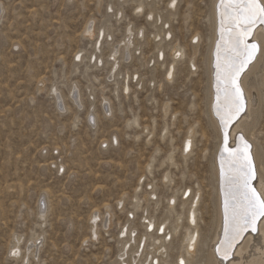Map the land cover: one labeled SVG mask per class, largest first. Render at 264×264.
<instances>
[{
  "label": "rangeland",
  "instance_id": "obj_1",
  "mask_svg": "<svg viewBox=\"0 0 264 264\" xmlns=\"http://www.w3.org/2000/svg\"><path fill=\"white\" fill-rule=\"evenodd\" d=\"M142 1L145 6L138 13L133 10L136 3L128 0H0V264L26 260L29 264H110L120 249L117 235L128 213H133L129 226L139 238L144 229L142 209L154 213L156 229L167 209L166 199L173 193L180 199L185 187L192 193L200 189L199 241L207 240L213 222L212 161L217 144L207 116L204 67L210 3L177 0L170 19L154 23L146 16L147 5L155 4L162 17L168 1ZM129 23L136 36L133 41L140 39L141 46L132 59L119 60L118 72L111 78V49L120 43ZM88 27L94 29L92 37L85 33ZM158 27L171 32L165 40L160 32L164 43L154 38ZM139 29L143 38L136 35ZM196 34L200 38L194 59L197 71L191 74L187 65ZM154 42L177 44L185 50L170 83L163 79L166 66L162 69L152 62ZM168 50L164 64L169 61ZM94 57L98 62L102 58L97 67ZM124 79L132 89L126 94ZM249 80L262 83L255 135L264 167V57ZM73 86L79 89L80 108L69 94ZM54 88L60 94L58 103ZM104 102L110 104V114L104 113ZM91 111L93 126L86 118ZM190 128L193 145L183 156L180 149ZM165 174L170 183L163 182ZM146 185L157 190L158 205L147 200ZM135 195L139 209H133ZM41 198L47 207L44 221L38 218ZM119 200L121 209L116 207ZM107 210L110 225L106 229L97 221L94 236L90 217L97 212L101 220ZM175 210L181 212V201ZM182 235L183 227L171 237L178 240L169 246V264H176L177 251L183 252ZM15 236L21 239L17 261L9 254ZM33 242H42L37 257L27 252ZM205 254L204 247L199 248L191 264Z\"/></svg>",
  "mask_w": 264,
  "mask_h": 264
},
{
  "label": "bare ground",
  "instance_id": "obj_2",
  "mask_svg": "<svg viewBox=\"0 0 264 264\" xmlns=\"http://www.w3.org/2000/svg\"><path fill=\"white\" fill-rule=\"evenodd\" d=\"M128 1H132V2L136 3V5L134 6V9H133L135 11L137 10V8H140L142 10L145 6V4L143 3L142 0H128ZM167 1H168L166 4L167 5V7H166L167 11H165L164 16L161 17L159 15L158 8H156L155 4H153L151 2L147 5V6H149V8H148L149 11L147 12L146 16H148V17L151 16L152 18L150 20L153 21L154 23H159L158 21H161L162 18H163L162 21L164 23H166L167 20L170 19L174 15V10L176 9V6L174 8L170 7L172 0H167ZM216 2H217V0H209V3H210L209 6L210 7L208 8L209 9L208 21H209L210 33L208 36L207 50H206L205 57H204V67H205V73H206V78H207V116L209 119V124H210L213 132L215 133L216 140H217V144L215 146V151H214V157H213V161H212V167H213L212 175H213V178L215 180V187H214L213 222H212V227H211L210 232H209V236H208L206 241L202 242V240H201L202 243L199 241V227L200 226L198 225V221L200 219L198 220V218H199V215H201V213L199 212L198 208H199V204H200V200H201L200 189H196V190L193 189L194 191L192 193L191 188L185 187V189L181 192L180 199L177 198L178 196L173 195L174 193L172 194L171 197L166 199L167 209L165 210V212L163 211L156 229H155V225H154V217H148L146 208L142 209L143 213H142L140 220L142 222V226L144 228V231L139 236V238L136 239V235L135 236L132 235V233L135 232L136 229H133L132 227L128 228L130 223H129V220H127V222L125 224V232H123V235L121 236V238H119V245L121 243L123 245V247L126 246L127 252H125V255H127L128 251H130L132 253V257L130 259V262L128 263L126 261L127 259L125 260L123 258L124 257V253H123L119 258H116L110 264H168V262L166 261V257H167V253L169 252L168 249L170 246L169 245V239H170L169 237L177 235L179 229L182 227H183V235L181 238V249L183 252L182 253L180 252V254L177 256L176 264H180L181 260H183L185 262V264H191V261H195L193 259L196 256L198 249L202 248V247H204L205 252H206L205 257L202 260H196L195 264H264V217H261L260 219L257 220V223H256V229L257 230L256 231H252L251 229H249L250 232H247V233L244 232L242 234L241 238L235 243V246L229 250V255L227 258H224L222 256V254L217 255V253L215 251L217 245L219 244V242L224 237V185L222 184V180H221V159H220V152H219L220 146H221L223 140H222V133L219 130V121L216 119V117L212 114V111H211V105H212V102L214 101V98H215V87H214L215 69L213 66L214 60H215V57H214L215 41L219 38L218 17H217L216 8H215ZM176 5H177V3H176ZM119 13L120 12L117 10L116 16ZM109 18H110V16H109ZM105 20L108 22L107 19H105ZM130 26L131 25L129 23L125 28V34L123 35V38L119 41L120 43H118V44L116 43L117 45H115L111 49L110 56L112 57V62H113L112 68H111V69H113V73L110 76L111 78L114 77L116 72H118L117 69H118L119 62H120L119 60H130V58L133 56V54H134V56H136L135 52L138 51L139 46H141V40L140 39L135 40L136 43H134L135 41H133V38L136 36L133 37L132 28ZM160 26H161V23H160ZM159 28L160 27H158L157 32L154 33V38L160 37L161 33L164 36V40H165L166 35L171 36L170 35L171 32H169L168 30H167L168 31L167 32L164 29H161V31H160ZM104 29H106L108 31L107 27H104ZM93 30L94 29L88 27L85 29V33L89 37H92L94 34ZM139 31H140V29H139ZM138 34L141 35V38H143L144 33L142 32V30L140 31V33L138 32L136 35L138 36ZM98 35H99V33H98ZM163 36H162V38H163ZM197 36H198V34H196L195 36L192 37V40H193V42L195 40V43L191 44L192 52H191V55L188 59V62L190 65L189 66L187 65V67H189L188 73L190 72L191 74H195L197 71V66H196L195 61H194L196 53H197V49H198V43L200 41V38H198ZM101 37H104V35L102 34ZM99 38L100 37L98 36L97 39H99ZM159 39H157V40H159ZM166 40H167V38H166ZM162 43H164V42L162 41ZM169 44L170 43H168V45ZM168 45H164V44L162 45V44L155 43V47L153 49V50H155V52L153 53V57H152L153 60L152 59L151 60L159 68L163 69L166 66L164 68L165 70H164L163 79H164V81L170 83V81H172L173 79L169 80L167 74L169 71H172L173 72V78H174V69L175 68L177 69V67H175V64H177V63L179 64L181 61H183V57L185 55V53H184L185 50L183 51L184 48H182L181 46H178L177 44L176 45L173 44V46H170V47ZM167 48L169 49L168 50L169 51V54H168L169 61H168V63L165 62L166 64H164V60L167 61V59H165V54H164L165 53L164 51ZM96 51H98V50H96ZM177 52H180V56L176 55ZM160 53L164 54L163 61H161V59H160ZM82 58H84V56ZM94 58L95 59L93 61H94L95 65L93 64V66L97 67V64L102 62V61H100L102 58L101 59L99 58L100 59L99 62L97 60L98 58H96V57H94ZM262 59H263V57L260 58L259 62H254V66H250L251 71L248 72L247 75L244 77L245 88H246L248 96H249V108H248V111L246 112V114L243 115L242 119L240 121H238L236 124H234L229 129V144H228V147H230V148H235L237 146L238 136L240 135L241 130H243V132L246 134V138L250 142L253 143L254 151L256 152V162L258 164L259 173H260L258 178L255 181H253L254 186L257 188H260L261 182L264 181V167L261 164V154H260V150L257 146L258 140L256 139L257 137L255 135V129L257 128V125H258L259 119H260L262 83H259L257 81H253V80L250 81L249 79L258 72V70L261 66V63H262ZM81 60L82 59L77 60V61L81 62ZM148 62H150V60L147 61V64H148ZM101 65H103V63ZM193 65H195V70H193ZM153 69L155 70V68H153ZM109 73H111V72H109ZM152 76H151V79H153ZM125 79L123 80L124 81L123 87L121 86L122 90L125 92L124 94H126V92L128 90H132V89H129L130 86L127 83V80L125 82ZM112 81H114V80H112ZM77 88L75 86L69 88V94L71 95V99H72L73 103L75 104V106L80 108V107H82V103H81L80 93L78 91L79 89L77 90ZM117 90H118V88H117ZM54 94H55L54 96H56V99L60 100V94L58 96V94H56V91H54ZM157 94H158V92H157ZM61 97H63V96H61ZM55 102H56V100H55ZM64 102L65 101L63 100L62 103H64ZM57 103H58V100H57ZM109 105L106 102H104V104H103L104 113L109 112V114H110L112 112L111 108H110L111 106H109ZM87 116H88V117H86L87 119L89 117H94L92 114V111L89 112V114ZM132 120H133L134 124L138 123V120L136 117H134ZM95 121L96 120H93V124H90V125L93 126ZM96 124H97V122H96ZM193 136H194V130H193V128H190L188 131V135H187L186 139H184L182 146H181V149H180V152L183 156H187L191 152L192 145H193ZM189 140L191 141V144H190L189 150L187 152H185V147L188 144ZM114 141L117 142L115 140V138H114ZM168 158H169V160L172 159L170 156ZM147 168H148L147 169L148 173H150V165L149 164L147 165ZM162 179H163L164 183H170V181H171L169 179L168 174L163 175ZM146 186H148V185H146ZM148 187L149 188H145V191H146L147 196H148L147 200L152 201L154 203V205L156 206L159 203L157 201L158 197H156V196H158L156 194L157 190L155 192L152 185H149ZM137 189L138 188H136V190ZM139 189H140V187H139ZM135 192H138V191H135ZM153 197H155V199H153ZM40 200L42 201L44 206L42 209L40 208V206H38V218L40 221H44L46 214H47V207L45 206L44 199L41 198ZM172 201H175V203H172ZM178 201H181V212L175 213L176 212L175 205L177 204ZM139 203H140V200L138 199V196L135 195V197L133 198V204H132L134 206L133 209H139L140 208ZM117 204L122 205L123 202L119 200V202ZM132 214L133 213L131 212V216H132ZM152 214H154V213H152ZM173 215H174V217H173ZM110 219H111V212L109 210L106 211V215H104L101 218V220H100V216L98 215L97 212L93 213L90 217V220H91L90 221L91 222L90 233L93 234L94 236H96L95 234H96L97 221H102L101 223L103 225V228L107 229L110 225ZM132 219H134V218H132ZM182 222L185 223L184 226H183ZM148 224L152 225L151 230H149ZM161 226H163L165 229L164 233H161L159 231ZM151 232H155L154 235ZM34 241H36V240H34ZM147 241L151 242L148 245V247H150V246H151V248L153 247V252L150 250L145 251V245H146ZM20 242H21L20 237L15 236L13 239V242L11 243V246L9 247L10 257H12V259H14L15 261H17L21 256ZM41 244H42V242H40L39 244H36V242H33L30 246H28L27 252L29 253V251H30V253L33 255V257H37V255L39 254V252L41 250ZM143 253H144V256H143ZM24 257H25V255H24ZM224 260L226 262H224ZM21 264H29V261L26 260V261L22 262Z\"/></svg>",
  "mask_w": 264,
  "mask_h": 264
},
{
  "label": "snow or ice",
  "instance_id": "obj_3",
  "mask_svg": "<svg viewBox=\"0 0 264 264\" xmlns=\"http://www.w3.org/2000/svg\"><path fill=\"white\" fill-rule=\"evenodd\" d=\"M176 3L177 0H172L170 7L174 8ZM215 8L219 38L215 41V98L211 111L219 121L222 133L220 159L224 185V237L215 251L227 258L242 234L249 229L256 231L257 220L264 217V181L260 188L253 184L260 175L253 143L241 130L237 146L228 147L229 129L249 108L244 77L251 71L250 66L264 57V0H217ZM109 11H112L111 7ZM136 11L142 10L137 8ZM176 55L180 56V52ZM76 59L80 60L81 56L77 55ZM160 59L163 61V53H160ZM167 76L172 80L173 72L169 71ZM190 144L189 140L185 152ZM148 227L151 230L152 225L148 224ZM159 231L164 233V227L161 226ZM180 264L185 262L181 260Z\"/></svg>",
  "mask_w": 264,
  "mask_h": 264
},
{
  "label": "built area",
  "instance_id": "obj_4",
  "mask_svg": "<svg viewBox=\"0 0 264 264\" xmlns=\"http://www.w3.org/2000/svg\"><path fill=\"white\" fill-rule=\"evenodd\" d=\"M88 123L89 124H93V120H94V117H89L88 119ZM95 125V124H94ZM115 142V141H114ZM222 143H223V141H222ZM39 206H40V208L42 209L43 208V203H42V201L41 200H39ZM116 207H118V209H121L122 208V205H118V206H116ZM149 208H151L152 209V207L151 206H149ZM146 211H147V215H148V217H154L150 212H151V210L150 209H148L147 210V207H146ZM142 213H143V211H142ZM128 219L127 220H129V222H130V219L131 218H133V215L131 216V212L130 213H128V217H127ZM155 218V217H154ZM127 220H126V222H127ZM126 222L124 223V225L120 228V230H119V232H118V237H117V242L119 243V238H121V234L123 233V232H125V224H126ZM128 228H130V226L128 227ZM143 231H144V229H143ZM135 233H136V231H135ZM153 235H154V232H151ZM172 237V236H171ZM170 237V239H169V245H171V241H173V242H175L176 240H178L177 238H171ZM138 237H136V239H137ZM151 242L150 241H147L146 242V245H145V251H147V250H150V251H152L153 252V247L151 248V246L150 247H148V245L150 244ZM119 251H118V254L116 255V258H119L123 253H124V259L129 263L130 262V259H131V257H132V253L130 252V251H128V253H127V255H125V252H127V247L126 246H124L123 247V245L120 243V245H119ZM177 255H179V251H177V253H176V255L175 256H177ZM143 256H144V253H143ZM115 258V259H116ZM169 252L167 253V257H166V261L168 262V264H169Z\"/></svg>",
  "mask_w": 264,
  "mask_h": 264
},
{
  "label": "water",
  "instance_id": "obj_5",
  "mask_svg": "<svg viewBox=\"0 0 264 264\" xmlns=\"http://www.w3.org/2000/svg\"><path fill=\"white\" fill-rule=\"evenodd\" d=\"M247 232H250V231L248 230V231H246V233H247ZM253 234H254V233H253ZM224 262H226V261L224 260Z\"/></svg>",
  "mask_w": 264,
  "mask_h": 264
}]
</instances>
